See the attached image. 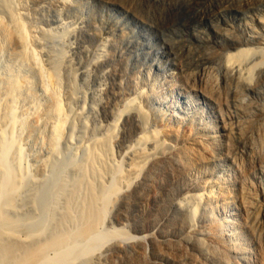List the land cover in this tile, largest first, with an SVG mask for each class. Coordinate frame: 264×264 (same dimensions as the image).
<instances>
[{
	"label": "bare ground",
	"instance_id": "1",
	"mask_svg": "<svg viewBox=\"0 0 264 264\" xmlns=\"http://www.w3.org/2000/svg\"><path fill=\"white\" fill-rule=\"evenodd\" d=\"M96 1L161 31L215 19L228 54L159 96L132 43L65 21L78 0H0V264H264V0Z\"/></svg>",
	"mask_w": 264,
	"mask_h": 264
},
{
	"label": "rangeland",
	"instance_id": "2",
	"mask_svg": "<svg viewBox=\"0 0 264 264\" xmlns=\"http://www.w3.org/2000/svg\"><path fill=\"white\" fill-rule=\"evenodd\" d=\"M166 1L168 2V0ZM169 1H171L172 3L175 1L177 2V0H169ZM189 1L190 2L192 1L191 3L195 4L196 6L197 4L202 5L205 10L208 9L207 5L213 4L212 5L213 7L209 5L211 6V8L209 7V9L210 10L213 9L214 13H216V11L218 12V10L220 9L219 6H217L218 3L219 2L223 3L224 0H211L212 2L210 0H203V1L189 0ZM117 2H122V0H117ZM184 2L187 3L188 0L187 1L184 0ZM201 2L204 3L202 4ZM224 2H227V0H225ZM77 5L75 9L71 11L72 13L71 12L64 13L63 16L65 21L70 23L69 25L71 24L73 25V26L71 25V28L81 26L80 27L81 29H86L90 33L96 32L95 34L105 36L104 38L106 39L114 40L115 43L117 41H120L117 42V44L120 43L122 46H126L128 43H130L131 45L132 43L131 45L132 47L126 50L127 56L129 58L132 57L138 60L139 66L145 67L147 69L142 74L138 72L139 71L138 69L137 75L142 79V83L145 86L144 88H146V85L148 86L150 85L149 87L155 89L156 90L155 92L159 96H163V95L159 94L161 91L157 90L156 87L160 89L159 86L161 85V83H163L161 81L167 82L166 84L168 86V89L169 88L173 89L177 84H180L182 81H184V79L178 80V75H175V77H170V71H173L175 73L180 68L181 64L184 65L186 64L182 60L187 59L190 61L192 59L191 56L198 55L200 53L199 55L202 57H205V55H207V57L213 55L214 58H216L219 61V59L221 58L222 59L226 58V54H228V52L225 49L227 47V41L224 35L226 32H228L226 33L227 35L233 34V30L230 29L229 27H227L228 29L227 28L225 29L226 26L220 23L219 25L220 27H218L219 30L217 31H219L223 36H220V34L218 35L216 33V30L212 28L211 25L212 23L213 25L214 23L216 24V21L214 22L215 19H207L204 22L197 23L195 20H191L192 18H190L191 22H188L187 25L185 26L180 25L175 27V29L170 28L171 30L168 29L167 31H161V30H156L155 27H153V24H151L150 22L149 24L138 23L140 17L144 18L145 11H141L139 13V16L134 17L131 16L130 14H126V12L122 9V7H119V5L118 6L115 5L116 6L115 7L113 4L110 5L109 3L108 5L107 3L99 4V2H97L96 0H78ZM45 15L47 16L45 18H48L50 21L53 19L49 13H46ZM210 20L212 21L210 22ZM78 37H80V40H82L83 44H85L86 47H90L89 49L95 48L93 40L91 41L83 37V35ZM76 42L77 41H75L73 38H67L64 41L65 50H70V48L73 47ZM124 43L127 44L125 45ZM218 52H220V55H218ZM69 53H72V51H70ZM230 53H234V51ZM195 72H197L196 68H194L191 73L194 74ZM220 91H221L220 96L223 102L227 100L226 98L227 90L226 88L222 87ZM188 94L191 97V101L193 105L196 106L199 104L200 107L202 108L205 107V109H209L208 106L206 107L205 102H203L202 100H200V98H198L195 92L189 90ZM232 111H234V108L232 107L229 108L223 107V115L226 116L229 124L230 123L233 124L232 116L234 115L233 114L234 112L232 113ZM201 122H203V124L205 125L210 126L211 124H213L214 120L205 119V120H201ZM231 126H234V124ZM258 146H260V144H258ZM204 153L208 155L209 153L208 149L204 148ZM237 158L245 159V151L241 150ZM130 222L131 221L129 220V222H127L126 224ZM120 226L117 225V227ZM129 229L130 228L127 227L124 228L125 233H124V237L122 238H125V235L127 236L126 238H132L137 235L139 236V234H136L133 230L131 229L129 230Z\"/></svg>",
	"mask_w": 264,
	"mask_h": 264
}]
</instances>
